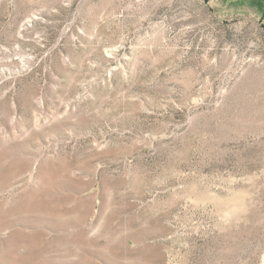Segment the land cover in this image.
<instances>
[{
	"label": "rangeland",
	"instance_id": "rangeland-1",
	"mask_svg": "<svg viewBox=\"0 0 264 264\" xmlns=\"http://www.w3.org/2000/svg\"><path fill=\"white\" fill-rule=\"evenodd\" d=\"M0 264H264V0H0Z\"/></svg>",
	"mask_w": 264,
	"mask_h": 264
}]
</instances>
